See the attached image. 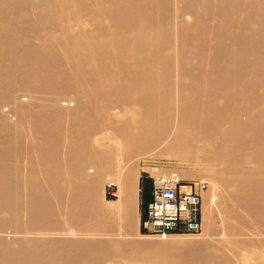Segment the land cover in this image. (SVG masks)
Returning <instances> with one entry per match:
<instances>
[{
	"label": "bare ground",
	"instance_id": "6f19581e",
	"mask_svg": "<svg viewBox=\"0 0 264 264\" xmlns=\"http://www.w3.org/2000/svg\"><path fill=\"white\" fill-rule=\"evenodd\" d=\"M20 89L0 264H264V0H0V109ZM156 155L182 166L156 178L207 180L203 237L132 232Z\"/></svg>",
	"mask_w": 264,
	"mask_h": 264
},
{
	"label": "built area",
	"instance_id": "2783aa9c",
	"mask_svg": "<svg viewBox=\"0 0 264 264\" xmlns=\"http://www.w3.org/2000/svg\"><path fill=\"white\" fill-rule=\"evenodd\" d=\"M150 185V201L142 221L146 234L168 236L201 231L203 201L200 193L193 189L184 191L186 184L178 177L153 176Z\"/></svg>",
	"mask_w": 264,
	"mask_h": 264
},
{
	"label": "rangeland",
	"instance_id": "374dc122",
	"mask_svg": "<svg viewBox=\"0 0 264 264\" xmlns=\"http://www.w3.org/2000/svg\"><path fill=\"white\" fill-rule=\"evenodd\" d=\"M84 18L86 19V16H84ZM31 94L33 96L35 95L30 90L27 91L26 89H20L19 91H17L16 95L13 96V98H10L8 101L3 102V104L1 105V109H0L2 117H4V119L7 120V122H9V121L16 122L18 119L19 105H21L22 103H25L26 101H30L31 100L30 99ZM58 97H59L58 102L61 104L62 107H67L66 104H68V103H71V104L74 103L73 102V100H74L73 94L60 95ZM28 99H30V100H28ZM22 100H24V102ZM137 166H138V168H141V172H142V176H143V178H142V190H141V204H140V207H141L140 223L142 224L143 214H144L143 213L144 212V205H145V202L147 201V199L149 197L148 185L151 183L153 176L155 177V173H152L151 169L153 167H161L164 169L165 168L168 169L169 172L170 171H173V172L178 171L179 172L180 169L182 168V166L178 165L175 161H172L166 157H161L158 155H156L155 158L149 157L148 159H146L144 161V167L139 166V164ZM112 168H113L114 172H119V171L125 169V165L119 164V159L116 158L113 161ZM179 179L184 184L192 186V189L194 191L200 193L203 197V210H202L203 221H202L201 231L197 234L152 236V235L146 234L142 229V225L140 224L139 230H135V228L132 229V232L134 231L133 233L136 232V234H138L140 237H144V238H147V239H150L153 241H165V239L169 238V237H176V238L177 237H192V236L203 237V235L205 234V231H206V227L208 225L205 222L204 213H203L204 209L206 207V204H205L206 202L204 201L205 200L204 199V193H202V190H204L205 186L207 187V184L204 183V182H207V180H205L204 178H198V177L179 178ZM201 186H203V187L201 188ZM105 191L100 193L99 197H97V198L94 197V201L96 204H98V202L100 201V202H102V204L105 203L104 205L107 206L108 203H113L118 199V196H117L118 186L116 184H114V183L110 184V186H108ZM110 223H113V221H110ZM216 223H217L216 218H214V221H213V224L211 225L210 230L212 229L214 231V229L216 227ZM114 228H112V227L111 228H103L104 230L102 229L98 235H100L101 237H107V236L112 237L111 234L122 235V234H124V232H127V230H125V231L123 230L122 225H117V227L115 229ZM128 232H131V231L128 230Z\"/></svg>",
	"mask_w": 264,
	"mask_h": 264
},
{
	"label": "trees",
	"instance_id": "16d2710c",
	"mask_svg": "<svg viewBox=\"0 0 264 264\" xmlns=\"http://www.w3.org/2000/svg\"><path fill=\"white\" fill-rule=\"evenodd\" d=\"M150 184L148 185V189H149V192H148V194H149V197H148V199H147V201L145 202V205H144V214H143V219H145V209H146V206H147V203L150 201Z\"/></svg>",
	"mask_w": 264,
	"mask_h": 264
}]
</instances>
